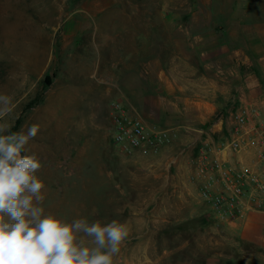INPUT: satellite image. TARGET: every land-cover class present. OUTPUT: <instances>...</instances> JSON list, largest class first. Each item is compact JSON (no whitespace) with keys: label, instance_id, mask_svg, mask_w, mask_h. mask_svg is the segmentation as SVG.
Segmentation results:
<instances>
[{"label":"rangeland","instance_id":"374dc122","mask_svg":"<svg viewBox=\"0 0 264 264\" xmlns=\"http://www.w3.org/2000/svg\"><path fill=\"white\" fill-rule=\"evenodd\" d=\"M221 70L264 100V0H0V96L12 109L0 123L39 125L25 154L41 161L46 212L126 225L114 264H264L240 220L217 218L199 196V153L226 145L241 107L240 89L217 92ZM160 71L182 88L161 91ZM197 93L213 106L202 124L183 104ZM112 101L176 138L156 155L125 151Z\"/></svg>","mask_w":264,"mask_h":264},{"label":"clouds","instance_id":"9594fccd","mask_svg":"<svg viewBox=\"0 0 264 264\" xmlns=\"http://www.w3.org/2000/svg\"><path fill=\"white\" fill-rule=\"evenodd\" d=\"M0 104L3 120L12 109L7 97L0 96ZM39 130L32 124L12 132L0 123V264H114L129 235L125 224L69 221L43 207L41 161L25 154Z\"/></svg>","mask_w":264,"mask_h":264},{"label":"built area","instance_id":"2783aa9c","mask_svg":"<svg viewBox=\"0 0 264 264\" xmlns=\"http://www.w3.org/2000/svg\"><path fill=\"white\" fill-rule=\"evenodd\" d=\"M114 142L125 151L156 155L176 132L133 117L119 101L109 104ZM228 141L220 158L203 149L195 162L199 196L219 219H236L246 211L264 212V100L241 106L232 116ZM243 153L242 156L238 154ZM237 155L235 163L230 157Z\"/></svg>","mask_w":264,"mask_h":264},{"label":"crops","instance_id":"0c3cea01","mask_svg":"<svg viewBox=\"0 0 264 264\" xmlns=\"http://www.w3.org/2000/svg\"><path fill=\"white\" fill-rule=\"evenodd\" d=\"M192 72H194V71H192ZM226 72L227 71H225V70H221L222 78L217 76V82L214 84L217 92L221 93L222 96H225V95L230 96V93L227 89L228 87H233L231 90L236 89L235 91H237V90L239 91V89H240L241 97L239 95V97H237V98L239 99L241 106H244V107L258 106L260 100L257 97L256 91L250 90V91H247V93H244L241 90V88L237 87L238 82H239L238 79L236 77H233L232 80H229V78L224 76V73H226ZM195 73H196V71H195ZM172 76H174V78ZM172 76H170V75L168 76L164 72L158 73V75H157V77L159 78V80H158L159 85L158 86H161V91H163V92L165 90L173 91L174 89L178 90V89L182 88L181 87L182 83L176 81V80L179 81L180 77L176 76V74L174 75V73H172ZM174 79L177 82V84H179V85L174 84ZM202 80L203 79L199 76L195 79V81L197 83H200V84H202ZM160 81H162V83H160ZM197 83L193 82L191 84L192 88H195L196 85H198ZM237 96H238V94H237ZM142 102H143V105H145L144 100ZM189 103L192 104L191 105L192 107H190V108L188 106ZM183 104L186 105V107H184L185 108L184 110L186 112L189 110H192L193 117L196 120L195 123L198 122L196 124H202L203 122L208 120L211 116V113L209 112V110L205 109V106L206 107H210V105L212 106V104L209 101V97H207L206 95H202V94L199 95L197 93L196 95H194V97H192L190 99L186 98ZM145 108L146 107L144 106L143 111ZM212 108H213V106H212ZM143 115H145V114H143ZM142 121H144L145 123H147L149 125H155L157 127L164 128V129H170V130L176 132V129L168 128L166 126H160L156 122H149L148 120H142ZM195 123L188 124V126H189L188 128H190V129L192 128V130L193 129L195 130L196 129ZM231 123H232V119H230V121L227 125L230 127ZM218 129L219 128H218V124H217V125L213 126L212 128H210L209 131L211 133L213 132L212 134H214V130L215 131L217 130V132H218ZM202 133H204L208 138L210 137L208 130L202 131ZM189 135H192V136L194 135V137L199 136L197 134H193L192 132ZM208 141L206 140V142H208ZM216 147L218 148L219 146H216ZM217 148H215L212 145H210V146L208 145V150L211 152L212 157L220 158V150H218ZM236 157H237V155H233L229 159L231 162H233ZM237 220H240L239 224H238L239 226L237 225L235 229H238V231L240 232V235L243 238L250 239V240L256 242L258 245L264 247V212L246 211L245 213H243L241 215V217L237 218Z\"/></svg>","mask_w":264,"mask_h":264}]
</instances>
